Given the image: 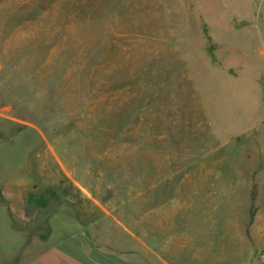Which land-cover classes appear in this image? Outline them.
Masks as SVG:
<instances>
[{
	"label": "rangeland",
	"instance_id": "1",
	"mask_svg": "<svg viewBox=\"0 0 264 264\" xmlns=\"http://www.w3.org/2000/svg\"><path fill=\"white\" fill-rule=\"evenodd\" d=\"M75 262L264 264V0H0V264Z\"/></svg>",
	"mask_w": 264,
	"mask_h": 264
},
{
	"label": "trees",
	"instance_id": "2",
	"mask_svg": "<svg viewBox=\"0 0 264 264\" xmlns=\"http://www.w3.org/2000/svg\"><path fill=\"white\" fill-rule=\"evenodd\" d=\"M250 199H251V202L253 203L254 199H255V192L254 190L251 192V196H250ZM254 209H253V206H251V210H250V223L253 219V216H254Z\"/></svg>",
	"mask_w": 264,
	"mask_h": 264
},
{
	"label": "crops",
	"instance_id": "3",
	"mask_svg": "<svg viewBox=\"0 0 264 264\" xmlns=\"http://www.w3.org/2000/svg\"><path fill=\"white\" fill-rule=\"evenodd\" d=\"M251 196V195H250ZM96 251H98V252H100L101 254L103 253L102 251H100V250H96ZM67 258V257H66ZM69 259V258H68ZM70 260H72L71 258H70ZM73 261V260H72ZM97 263V262H96ZM75 264H81L80 262H75ZM100 264V263H99Z\"/></svg>",
	"mask_w": 264,
	"mask_h": 264
}]
</instances>
